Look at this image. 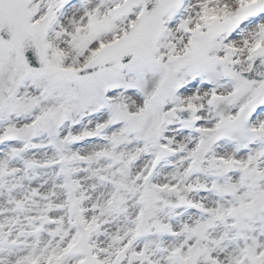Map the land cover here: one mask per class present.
Here are the masks:
<instances>
[{
  "label": "snow or ice",
  "instance_id": "1",
  "mask_svg": "<svg viewBox=\"0 0 264 264\" xmlns=\"http://www.w3.org/2000/svg\"><path fill=\"white\" fill-rule=\"evenodd\" d=\"M0 264H264V0H0Z\"/></svg>",
  "mask_w": 264,
  "mask_h": 264
}]
</instances>
